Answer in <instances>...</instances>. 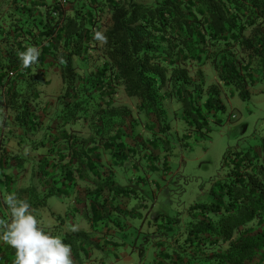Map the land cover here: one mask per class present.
I'll return each mask as SVG.
<instances>
[{"label": "trees", "instance_id": "obj_1", "mask_svg": "<svg viewBox=\"0 0 264 264\" xmlns=\"http://www.w3.org/2000/svg\"><path fill=\"white\" fill-rule=\"evenodd\" d=\"M97 31L106 42L94 39ZM29 46L40 56L24 69L18 53ZM207 67L222 87L208 84ZM51 69L63 83L55 100L44 91ZM260 81L264 0H0V221L10 220L9 194L41 219L49 197L78 192L84 202L74 216L78 204L89 207L92 231L119 245L107 220L119 205L129 212L134 190L116 184L115 167L134 158L138 169L140 158L170 170L167 102L178 104L189 146L192 131L211 130L212 115L222 122L223 89L249 100ZM120 91L137 99L135 109L117 104ZM222 169L212 200L188 209L183 232L156 229L149 264H264V132L258 145L228 148ZM60 221L44 227L71 246L73 264H85L102 237L68 232ZM14 260L0 242V264Z\"/></svg>", "mask_w": 264, "mask_h": 264}, {"label": "rangeland", "instance_id": "obj_2", "mask_svg": "<svg viewBox=\"0 0 264 264\" xmlns=\"http://www.w3.org/2000/svg\"><path fill=\"white\" fill-rule=\"evenodd\" d=\"M105 24H110V17L105 18ZM212 70L211 67L206 68L208 84L217 82L222 87ZM47 78L51 79V84L44 86L45 94L50 100H55L62 91V78L56 69H51ZM221 96L225 108L217 112V117L222 122H215L212 115L211 130L208 133L192 131L188 139L189 146H185L181 139L184 133L183 123L175 114L179 106L175 102H167L173 126L168 134L170 170L165 172L163 165L159 170L148 168L147 162L140 158L139 170L135 167L134 158L123 167H115L116 184L134 190V196L127 203L129 212L118 209L125 208L119 205V200L122 199L119 197L115 206L119 207L111 210V220L107 218V223L115 229L114 237L110 239L120 244L106 243L112 234L93 232L92 235L96 238L102 237V247L94 246L90 258L85 259V264H149L157 250L154 245V240L159 235L156 229L172 226V229L167 227L162 231L183 232L190 221V206L212 200L211 184L224 171L222 163L227 149H245L260 143L264 132V81L251 87L249 100H243L237 93L232 95L224 89ZM116 102L134 109L137 106V99L127 96L124 91L117 95ZM164 147L165 142L162 141L161 150ZM157 165L160 167L159 161ZM140 177L146 178L145 181L140 180ZM77 193L63 199L59 196L49 197L47 205L38 210L43 225L53 227L61 223L63 218L64 228L68 232H72V227L88 228L91 223L84 212L86 209L90 212L89 207L83 208L78 204L82 212L78 211L74 216L75 204L83 200L81 197L76 198ZM158 215L160 217L156 219ZM123 242L126 244H122Z\"/></svg>", "mask_w": 264, "mask_h": 264}, {"label": "clouds", "instance_id": "obj_3", "mask_svg": "<svg viewBox=\"0 0 264 264\" xmlns=\"http://www.w3.org/2000/svg\"><path fill=\"white\" fill-rule=\"evenodd\" d=\"M94 39L106 42V36L101 31L94 34ZM39 56L40 51L34 46L18 53L24 69L37 63ZM2 203L8 209L10 220L0 221V242L15 250L13 264H73L71 246L60 236L46 230L28 201L9 194ZM70 230L76 231V228Z\"/></svg>", "mask_w": 264, "mask_h": 264}, {"label": "crops", "instance_id": "obj_4", "mask_svg": "<svg viewBox=\"0 0 264 264\" xmlns=\"http://www.w3.org/2000/svg\"><path fill=\"white\" fill-rule=\"evenodd\" d=\"M89 225V224H88ZM82 229H84V230H86V231H92L93 230V228H92V225H89L88 226V228L87 227H82V226H80L78 229H76V230H82ZM91 234V237L92 238H95L96 239V236H93L92 234H93V231L92 232H90ZM114 237V236H113ZM100 238V237H99Z\"/></svg>", "mask_w": 264, "mask_h": 264}, {"label": "built area", "instance_id": "obj_5", "mask_svg": "<svg viewBox=\"0 0 264 264\" xmlns=\"http://www.w3.org/2000/svg\"><path fill=\"white\" fill-rule=\"evenodd\" d=\"M60 2H63L64 0H59Z\"/></svg>", "mask_w": 264, "mask_h": 264}]
</instances>
